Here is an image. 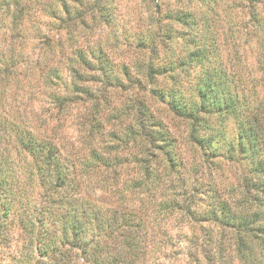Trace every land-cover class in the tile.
Returning a JSON list of instances; mask_svg holds the SVG:
<instances>
[{"label": "trees", "instance_id": "16d2710c", "mask_svg": "<svg viewBox=\"0 0 264 264\" xmlns=\"http://www.w3.org/2000/svg\"><path fill=\"white\" fill-rule=\"evenodd\" d=\"M175 1L164 14L156 3L152 25L120 49L101 40L110 0H0V62L31 59L47 99L8 135L21 155L14 181L43 202L19 220L34 264H146L161 248L184 264H264V0H237L262 65L247 75L202 41L200 0ZM37 12L47 21L30 27ZM39 215L52 227L35 233ZM174 224L192 232L180 249Z\"/></svg>", "mask_w": 264, "mask_h": 264}, {"label": "rangeland", "instance_id": "374dc122", "mask_svg": "<svg viewBox=\"0 0 264 264\" xmlns=\"http://www.w3.org/2000/svg\"><path fill=\"white\" fill-rule=\"evenodd\" d=\"M114 7L115 18L111 27L105 28L101 33V40L118 48L131 41L133 33H145L155 21L154 14L156 3H161V13L164 14L171 7H179L175 0H110ZM196 3L198 6V15L200 20V35L202 41L206 44L211 53H213V43L216 41L221 49L222 58L228 67L229 72L235 73L238 67L243 74L252 72L260 73L262 65L257 60V50L254 40L241 37V25L248 23L246 18L243 19L247 12L246 7L241 8L237 0H200ZM188 0H183L186 5ZM264 7V4H262ZM264 12H261L263 15ZM30 27L36 23L43 25L47 19L40 12L31 15ZM162 22L163 19L161 18ZM250 26V25H249ZM17 44V43H16ZM123 46H120V49ZM243 47V48H242ZM3 51V50H2ZM210 53V54H211ZM238 60V61H237ZM24 62V61H23ZM28 62L31 59L28 58ZM28 62L20 67H10L9 64L0 62V163L6 162V179H9L7 198L0 197V213L3 210L1 202H6L9 211L4 218V233H0V264H34L38 257L35 252L34 256L30 253L29 229L23 227L22 222L27 221L26 216L37 213L42 205L38 201L37 190L31 191L26 185L25 189L29 192V197L25 196L19 183L14 181L15 175H19V166L21 167V155L14 149V140L9 137V129L18 126L26 127L34 118L44 114L47 99L45 90L40 83V70L28 68ZM7 66V67H5ZM250 85V84H249ZM157 108H161L156 104ZM162 115L164 111H161ZM43 118V117H42ZM169 119V116H166ZM226 130L231 137L238 131L235 119L229 118L226 121ZM69 135L73 132L69 129ZM6 187V188H7ZM17 187V188H16ZM19 189V190H17ZM7 190V189H6ZM12 190V193H10ZM18 191V193H16ZM28 196V195H27ZM30 201V202H29ZM29 202V203H27ZM35 215V214H34ZM33 215V216H34ZM5 217V215L3 214ZM0 218H2L0 214ZM23 219L22 222L19 220ZM51 218H45L39 215V221L35 222L34 232H43L45 226L50 224ZM1 220V219H0ZM3 223V220H1ZM28 222V221H27ZM30 223V222H28ZM174 246L181 248L184 237L187 238L192 233L188 228L173 225L171 229ZM44 239V238H43ZM47 241V238L45 240ZM169 252L166 249L149 253L146 257V264H184L182 253L177 254L176 250ZM165 254V255H164Z\"/></svg>", "mask_w": 264, "mask_h": 264}]
</instances>
